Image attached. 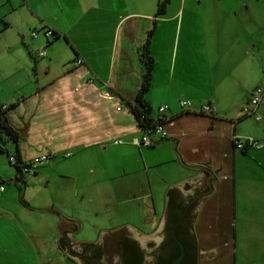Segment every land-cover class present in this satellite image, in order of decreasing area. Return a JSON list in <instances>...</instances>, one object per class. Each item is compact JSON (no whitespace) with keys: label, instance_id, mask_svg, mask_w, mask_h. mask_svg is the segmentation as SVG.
<instances>
[{"label":"crops","instance_id":"0c3cea01","mask_svg":"<svg viewBox=\"0 0 264 264\" xmlns=\"http://www.w3.org/2000/svg\"><path fill=\"white\" fill-rule=\"evenodd\" d=\"M160 1L0 0L2 29L10 27L27 50L7 58L6 66L0 62V104L7 105V122L17 133L11 139L0 132V139L21 161L49 157L29 178L16 173L22 195L0 177V264H48L50 242L61 258L77 264L60 242L74 239L87 209L111 221L132 216L139 223L125 222L120 230L154 234L168 193L198 171L211 179L195 207L190 236L201 221L223 220L226 204L235 214L240 176L264 189V117L241 116L252 90L264 87V0H169L158 13ZM47 28L53 35L38 38ZM150 29L154 66L144 98L152 115L158 105L168 106L166 137L151 134L153 144L137 146L145 131L129 103L144 72L140 53ZM39 49L48 54L38 56ZM181 99L192 101V108L183 109ZM206 102L216 105L215 115L199 111ZM233 135L252 136L263 146L238 150ZM53 181L59 195L50 198L45 190ZM229 183L235 205L214 199ZM254 191L252 212L263 218L264 196Z\"/></svg>","mask_w":264,"mask_h":264},{"label":"rangeland","instance_id":"374dc122","mask_svg":"<svg viewBox=\"0 0 264 264\" xmlns=\"http://www.w3.org/2000/svg\"><path fill=\"white\" fill-rule=\"evenodd\" d=\"M168 1L165 6L168 4ZM2 28V22L0 21V62L6 66V63H8L7 58H15L20 55L19 53H25L27 50L24 42L19 41L17 37L14 36V32L10 30V27L5 29ZM149 31H151V29ZM43 36L44 34L42 32L37 34V37L40 39H42ZM35 46L37 47L33 48L37 50L40 45L37 43ZM49 46L50 45L45 48L46 51ZM58 48L60 49V47ZM13 66L14 65H11L10 68H13ZM247 119L255 120L253 117H247ZM0 147L3 149L0 150V177L4 181L3 184L5 187L13 186L17 196L22 195V187H24V185H20V192L18 184L14 181L16 176L15 169L9 163L8 157L5 154V151L8 154H12L13 147L9 144H5L2 139H0ZM64 172L67 174L70 173L68 170H64ZM70 174L73 175L72 172ZM61 179L63 178H58V181H61ZM67 179L68 183L74 184L72 178L68 177ZM45 182L46 181L43 183ZM57 185L58 183L53 181L50 187L45 190L50 198L59 195L56 190ZM28 186H30L29 183H27V187ZM231 186L232 184L229 183L226 185L225 189L222 187L218 191V194H215L214 199L218 201V199L223 200L229 198L231 205H235V203H232V198L230 197ZM259 187H261V185L258 182L254 184V180H251L249 175L246 177L240 176V178H237L235 181V214H229L228 204H226L227 214L223 217V220H217L211 217L212 219H208L205 223L203 221L200 222L201 225L199 224L200 226L197 231L195 230L192 236L197 252L200 254L197 256L196 264H264V217L258 218V216L254 215L252 212L254 206L253 199L255 197L254 189L260 194V197H262V195L264 196V189L261 187L260 191L258 189ZM77 190L80 195L84 193L82 185H80ZM86 211H89V214L85 212L80 213L79 225L81 228L75 234L74 239L99 236L105 232L117 231L120 230L122 224L125 222L136 223L138 221L132 216L116 218L111 221L108 219L107 215L99 214L95 217L94 214L90 213V210L87 209ZM146 226L147 225H145L143 230L149 232L150 227L149 225L148 227ZM217 232L219 233L216 234ZM152 235L154 234L139 237H149ZM54 246L53 242H50L49 251H44L48 259V264H69L68 262H70V264H75L71 260L66 261L63 257L61 258L60 253L54 250ZM43 260L45 261V257H43Z\"/></svg>","mask_w":264,"mask_h":264},{"label":"water","instance_id":"95a60500","mask_svg":"<svg viewBox=\"0 0 264 264\" xmlns=\"http://www.w3.org/2000/svg\"><path fill=\"white\" fill-rule=\"evenodd\" d=\"M209 179L207 171H198L169 192L164 221L152 236L138 237L122 229L99 236L65 237L60 243L80 264H193L189 224Z\"/></svg>","mask_w":264,"mask_h":264},{"label":"built area","instance_id":"2783aa9c","mask_svg":"<svg viewBox=\"0 0 264 264\" xmlns=\"http://www.w3.org/2000/svg\"><path fill=\"white\" fill-rule=\"evenodd\" d=\"M37 30L33 29L31 31V36L35 37ZM44 35L46 38L51 37L53 35V31L50 28L44 30ZM38 56H45L46 51L44 49H39ZM82 63V59L77 58L75 60V64L79 65ZM92 78H85L83 79L84 83L91 82ZM103 97H111L109 92L104 91L101 94ZM180 106L185 110H190L192 108V101L188 99H181L179 100ZM264 105V87L256 86L252 92L249 94L247 102L241 107V116L242 117H253L256 121H261L264 117L263 113L260 112V108ZM2 109H6L7 105L5 103L1 104ZM168 110V106L164 103L158 105L157 107V115L154 116V127L149 131L145 132V134L135 140V145L137 146H147L151 145L154 142V139L151 138V134H155L159 139L166 137V132L163 127V123L159 121L160 118H167L166 112ZM199 111L207 114V115H215L217 112V107L215 104L206 102L202 103L199 106ZM233 144L234 147L238 150L245 151L247 149H255L259 150L262 148V143L255 139L252 136H239L233 135ZM121 142V141H118ZM70 153H64V156H69ZM47 154H41L31 158L29 161H19L15 155H9L8 160L9 163L12 165H16L19 167L18 174L21 175L22 179L31 177L34 173L36 168L48 160ZM3 191L2 185H0V192Z\"/></svg>","mask_w":264,"mask_h":264},{"label":"trees","instance_id":"16d2710c","mask_svg":"<svg viewBox=\"0 0 264 264\" xmlns=\"http://www.w3.org/2000/svg\"><path fill=\"white\" fill-rule=\"evenodd\" d=\"M167 1L168 0H161L160 2H158L157 4L158 13H162L164 11L165 4ZM150 35H151V31L147 33L146 40L142 45V49L140 53V58L144 65V72L142 74L141 82L136 91L133 101L129 103L130 110L133 113L138 126L141 127L145 132H149L154 127V116L151 113V107L147 104L144 98L146 92L150 88L152 69L154 66V59L150 54V50H149ZM7 108L2 109L0 104V132H2L7 138L16 139L17 133L15 129L7 122V118H6ZM166 120L167 118L165 117L159 119V121H161L162 123H164V121ZM0 150L3 149L0 147ZM16 157L19 160L18 156ZM12 166L15 167L16 173L18 174L19 167L16 165H12Z\"/></svg>","mask_w":264,"mask_h":264},{"label":"flooded vegetation","instance_id":"af4514ba","mask_svg":"<svg viewBox=\"0 0 264 264\" xmlns=\"http://www.w3.org/2000/svg\"><path fill=\"white\" fill-rule=\"evenodd\" d=\"M157 229H158V227H156V228H154L153 229V231H151V233H155L156 231H157ZM119 231V230H118ZM111 233H113V232H111ZM111 233H108V232H105V233H103V234H111ZM130 233H132V232H130ZM102 234V235H103ZM133 234V233H132ZM141 234V233H140ZM144 236H146V235H144ZM191 237V241H192V251H193V264H196L197 263V249H196V245H195V242H194V240H193V237L192 236H190ZM65 238V237H64ZM74 258V257H73ZM75 259V258H74ZM77 261V260H76ZM77 264H80L78 261H77Z\"/></svg>","mask_w":264,"mask_h":264}]
</instances>
